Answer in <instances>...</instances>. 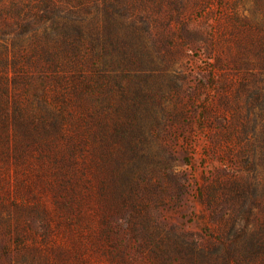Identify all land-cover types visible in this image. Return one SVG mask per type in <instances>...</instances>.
<instances>
[{
    "label": "rangeland",
    "instance_id": "1",
    "mask_svg": "<svg viewBox=\"0 0 264 264\" xmlns=\"http://www.w3.org/2000/svg\"><path fill=\"white\" fill-rule=\"evenodd\" d=\"M109 1V42L118 33L121 44L133 37L131 68L115 79L108 68V138L101 165L95 137L92 200L84 206L79 235L73 236L78 240L61 225L39 243L36 259L40 264H179L176 246L188 239L209 246V237L225 230L221 214L231 212L222 209L210 218L201 189L219 187L216 179L230 188L236 181L249 187L263 182L264 43L255 42L257 34L242 37L241 27L234 28L224 15L234 1L246 20L264 28L263 12L254 0H215L207 14L187 5L180 16L148 0ZM185 29H205L211 38L198 42L190 33L185 38ZM109 49L107 60L114 59ZM13 175L11 167L0 169V181L9 189ZM260 204L253 212L264 219V201ZM0 213L7 215L2 208ZM0 239L8 244L0 264H13L18 253L13 220L0 223Z\"/></svg>",
    "mask_w": 264,
    "mask_h": 264
},
{
    "label": "trees",
    "instance_id": "2",
    "mask_svg": "<svg viewBox=\"0 0 264 264\" xmlns=\"http://www.w3.org/2000/svg\"><path fill=\"white\" fill-rule=\"evenodd\" d=\"M254 1L264 21V0ZM148 2L156 9L167 5L180 16L187 5L207 14L215 0ZM110 5L109 0H0V169L11 167L14 174L13 189L0 181V208L7 211L5 216L0 213V223L13 220L18 248L13 264H40L35 255L39 243L61 225L77 242L73 236L79 235V224L86 219L95 137L101 165L108 138V68L111 65L114 79L129 72L135 48L133 37L121 44L119 33L113 44L109 42ZM227 5L224 15L234 28L241 27L242 37L257 34L255 42L264 43V28L246 20L234 1ZM185 33L198 42L211 38L205 29ZM110 46L114 59L107 60ZM119 108L115 103L113 110ZM217 181L219 187L201 189L200 201L212 219L222 209L231 210L221 214L226 216L225 230L211 235L209 246L190 239L181 242L175 249L178 263L264 264V219L253 212L262 209L264 178L252 187L236 181L230 188ZM28 237L31 243L24 245ZM7 246L0 239V251L7 252Z\"/></svg>",
    "mask_w": 264,
    "mask_h": 264
}]
</instances>
